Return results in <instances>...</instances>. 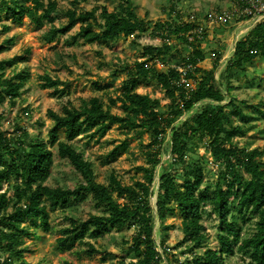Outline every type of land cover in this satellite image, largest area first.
<instances>
[{
  "label": "trees",
  "instance_id": "16d2710c",
  "mask_svg": "<svg viewBox=\"0 0 264 264\" xmlns=\"http://www.w3.org/2000/svg\"><path fill=\"white\" fill-rule=\"evenodd\" d=\"M78 2L73 1V7L65 11L66 22L57 26L55 0H0V22L4 19L20 22L24 16L40 26L46 21L50 25L45 33L48 41L78 26L74 41L81 38L88 44L100 41L108 45L149 29L148 21L138 15L133 0H118L111 10L105 5L101 9H78ZM193 27L192 22L176 24L174 29L170 22L155 23L154 29L162 32L164 43L144 46L142 58L123 66L126 73L123 88L119 94L109 96L108 103L100 96H92L82 98L78 106L69 102L61 111L47 110L48 117L54 121L48 132L49 142L32 137L16 121V130L11 135L0 130V264H33L25 258L23 247L25 237L31 235L29 224L52 231L49 207L67 211L69 206L88 196L99 213L91 212L86 219L67 215L70 223L59 230L61 235L57 238L61 249L71 250L77 244H86L88 253L102 254L104 251L94 243L85 241L86 234L99 237L113 229L134 225L137 230L132 239H123L131 259L127 262L125 258L121 264H164V261L165 264H227V258L238 253L247 264H264V148H250L238 141L255 128L243 106L263 113L264 110L261 102L252 104L231 93L232 76H239L256 59H264V19L237 41L222 75L226 79L225 89L224 81L215 76L219 57L213 69L200 65L205 58L198 47L202 41H189ZM9 29V25H4V31ZM173 34L183 37L191 50L164 71L151 62L163 61L171 53ZM7 41L10 43L12 39ZM30 52L27 49L26 54L0 60V103L8 99L15 104L22 94L29 72L22 70L8 76L4 70L7 65L26 61ZM182 77L192 86L183 83ZM148 79L155 80L165 91L169 99L165 109L161 99L138 91L139 84ZM62 84L59 78L44 75L40 85L60 92ZM115 107L121 108L122 113L114 111ZM194 109L188 119L180 120L184 113ZM24 112L28 113V108ZM114 124L125 134H150V142L142 143L148 148V166L137 167L144 172L143 179L125 184L112 172L108 183L98 181L94 162L72 142L83 134L99 141ZM61 131L65 138L61 137ZM168 135L170 141L166 143ZM199 141L220 166L212 183L206 180L205 157L186 162L188 151L196 148ZM126 144L123 141L116 145L110 154L116 157ZM53 147L80 173L82 181L76 186L48 184L53 172ZM166 150L171 152V158L162 162L161 155ZM176 164L181 165L173 169ZM155 181L158 182L156 208L150 200L155 193ZM176 212L181 215L183 238L179 244H184L183 259L173 253L178 245L166 244L163 232L168 228L164 227L167 215ZM209 214L218 219L215 245L209 243L210 235L204 223ZM157 219L160 229L156 232ZM250 222L252 228L246 231L243 224ZM156 234L160 235V243Z\"/></svg>",
  "mask_w": 264,
  "mask_h": 264
},
{
  "label": "rangeland",
  "instance_id": "374dc122",
  "mask_svg": "<svg viewBox=\"0 0 264 264\" xmlns=\"http://www.w3.org/2000/svg\"><path fill=\"white\" fill-rule=\"evenodd\" d=\"M58 3V13L55 20L57 26L63 25L67 17L65 11L73 7L74 0H55ZM236 0H133L138 15L149 23L146 32H137L134 35L123 37L117 43L110 45L103 42L93 44L85 43L81 38L76 41L73 35L78 32V26L64 35H60L54 41H48L45 33L49 24L40 26L24 16L22 21L14 22L4 19L0 22V60L10 59L16 55L26 54L30 49L26 61H19L12 65H7L5 74L10 76L15 72L27 70L29 77L25 81L22 94L16 103L10 100L0 103V130L8 135L15 132L14 122H19L32 137L43 139L49 142V130L54 121L47 115L48 109L61 111L62 106L69 102L78 106L82 98L92 96L102 97L108 103V97L117 95L123 88L126 73L122 70L126 64H130L143 56V47L147 45L159 46L164 43L162 32L155 30L157 22H170L172 29L177 24L190 22L191 16L195 15V23L206 26V37L204 41L198 43L199 49L204 53V60L201 66L206 69H213L216 58L219 57V65L215 69L217 79L223 80L226 67L232 58L237 41L245 36L251 28L246 29L247 25L234 21L225 25L209 24L207 14L212 10H224L231 6ZM108 6L111 10L118 5V0H79L78 9H93ZM101 10H99L100 14ZM235 23H239L236 27ZM4 25H9L10 29L4 31ZM249 26V25H248ZM247 30V31H246ZM170 43L172 51L164 57V60L151 62L161 70H168L175 65L176 61L182 60L190 52L183 37L173 34ZM12 39V42H8ZM214 53V54H213ZM234 71V72H233ZM232 74L235 73V69ZM245 72V73H244ZM44 75L59 78L63 81L60 85V92L53 88H42L41 82ZM233 89L231 93L240 100H247L249 103H260L264 110V59L258 58L249 63L245 71L239 76H232ZM61 89H63L61 91ZM140 93H148L162 101L163 108L167 107L169 99L165 95L162 87L153 79L143 81L138 86ZM228 100L223 103H227ZM199 104L196 105V107ZM195 107V108H196ZM246 113L250 116L251 123L255 126L248 136L238 138L241 145L250 148H264V113L256 111L254 108L243 106ZM28 108L29 112H24ZM114 111L122 113L121 108L115 107ZM195 111L184 113L181 121L188 119ZM236 121H239L237 118ZM61 137L65 134L61 131ZM151 140L148 133L143 135L125 134L117 124H114L107 134L99 141L89 138L88 134H83L73 140V144L84 150L88 159L94 162L95 174L98 181L108 183L109 176L115 172L119 179L125 184H130L136 179H143V171L138 170L139 165L148 166L147 163V143ZM126 141V145L116 157L110 152L112 149ZM170 141L167 136L166 143ZM144 145H143V144ZM169 149V146L168 148ZM55 155L53 157V172L48 180L51 186L74 187L82 181L79 172L69 163L68 160L58 155L56 147H53ZM205 157L207 182H213L219 165L213 160L210 151L203 142H198L196 148L188 151L186 162L200 161ZM162 162L171 158V152L165 151L162 155ZM264 158V156H263ZM181 164H176L173 169H177ZM159 168L156 172L158 178ZM7 187V183L5 184ZM155 193L151 196V205L156 208L158 192V182L154 183ZM121 200H123L121 198ZM65 209L61 207L51 209L50 224L53 230H45L41 226L30 225L31 235L25 237L23 247L24 256L31 263L43 264H121L122 260L130 261L131 254L127 251L123 239L131 240L137 228L134 225H126L121 229H113L111 232L104 233L102 236L95 237L86 234L85 241L95 244L96 248L107 251L108 254H90L86 244H77L73 249H61L57 238L61 235L59 230L68 226L70 220L67 215L75 218L86 219L91 212L99 213L94 207L90 196L85 200H78ZM204 223L210 235L209 243H217L218 219L213 215H206ZM164 224L168 227L164 229L166 244L174 247L173 253L183 259L181 252L184 244H179L183 238L181 215L179 212L168 214ZM252 222L244 223V229L251 230ZM156 232L160 229V222L157 219ZM162 229V227H161ZM157 243H160V235H155ZM162 252V249L159 248ZM163 253V252H162ZM2 258V256L0 255ZM105 257V258H104ZM167 261H164V264ZM227 264H247L248 261L241 258V254H236L227 258Z\"/></svg>",
  "mask_w": 264,
  "mask_h": 264
},
{
  "label": "built area",
  "instance_id": "2783aa9c",
  "mask_svg": "<svg viewBox=\"0 0 264 264\" xmlns=\"http://www.w3.org/2000/svg\"><path fill=\"white\" fill-rule=\"evenodd\" d=\"M195 18L196 16L192 15L190 22L193 23ZM262 19H264V0H236L224 10H212L207 14V21L210 25H225L234 21H246L249 27L253 28ZM205 36L206 26L201 23L194 24V27L189 31V41L191 42L203 41ZM181 71L185 70L181 69ZM182 82L192 86L185 77H182Z\"/></svg>",
  "mask_w": 264,
  "mask_h": 264
},
{
  "label": "crops",
  "instance_id": "0c3cea01",
  "mask_svg": "<svg viewBox=\"0 0 264 264\" xmlns=\"http://www.w3.org/2000/svg\"><path fill=\"white\" fill-rule=\"evenodd\" d=\"M236 24V27H238V25H239V23H235ZM240 24H244V25H247L246 26V29H248L249 28V26H248V24H247V22L246 21H242V22H240ZM247 31V30H246ZM235 50V49H234Z\"/></svg>",
  "mask_w": 264,
  "mask_h": 264
}]
</instances>
